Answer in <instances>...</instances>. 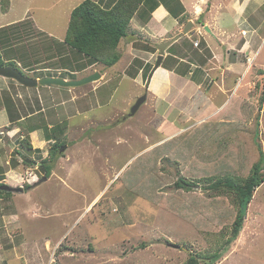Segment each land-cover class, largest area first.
<instances>
[{
  "label": "rangeland",
  "instance_id": "1",
  "mask_svg": "<svg viewBox=\"0 0 264 264\" xmlns=\"http://www.w3.org/2000/svg\"><path fill=\"white\" fill-rule=\"evenodd\" d=\"M83 1L11 0L10 10L4 14L0 0V26L12 23L13 29V25H20L15 31L19 36L10 38L11 46L23 43L29 51L39 47L40 56L34 60L46 61L32 67L34 70L25 69V73L33 75L37 68L64 62L65 53L54 48L70 47L65 37L71 12ZM108 1L102 0V3ZM110 1V5L115 2ZM212 3L215 7L208 14ZM195 5H198L196 10L202 9L201 17L209 15L210 19L215 18L217 25L220 23L223 29L233 33L224 40H210L209 43L205 37L208 39L210 33L202 27L203 34L185 38V43L187 47L203 49L207 43V47L211 44V47L220 48L223 56L217 52L219 56L212 59L208 52L213 63L210 64L215 67L211 76L214 75L221 85L230 79L237 83V92L227 101L231 108L228 111H232L231 115L228 112L231 122L227 124L239 121L238 130L250 123L241 118V113L255 115L260 110L256 140L264 149V102L261 103L264 95V0H196L194 8ZM22 20L25 24L17 22ZM180 20L185 22L187 18L182 16ZM197 21L205 22L204 18ZM132 29L131 25L130 35L133 32L139 35L138 29ZM156 39H160L159 36L152 37L153 42L159 41ZM123 40L125 44L119 47L122 57L115 65L108 67L97 63L100 68L96 69L105 72L97 81L78 87L54 86L51 90L40 85L41 100L46 108L44 131L47 137L58 136L63 141L60 148L63 150L55 163L44 164L51 166L49 176L40 164L46 159L44 152L50 149L46 143L40 144L43 155L22 147L23 155L16 149L8 157L11 163L0 166L2 183L24 187L23 192H12L9 197L0 199V258L12 259L8 264H182L190 255L188 247L196 252L209 251L213 240L222 237L220 233L229 234V212L234 205L231 197L208 191L203 185L188 191L177 188L175 183L181 176L199 180L220 175L218 170L227 169L228 160L222 157L210 166L204 161L210 156L198 158V153L201 150L208 153L215 148L230 152L225 146L227 140L232 139L225 137L228 132L219 133L216 129L219 122H212L203 128L196 124L186 136L166 141L164 138L173 126L165 121L167 117L151 113L150 102L130 116L132 106L145 94V89L141 81L129 79L127 75L129 71L133 74L140 71L148 61L155 68L158 56L138 53L147 59L136 58L135 49L127 44L133 42L134 48L146 44ZM245 42H248L245 52L224 49L242 47ZM0 46L1 49L9 48ZM229 51V55L225 53ZM201 54L197 52L193 56ZM66 75L71 74H60ZM104 81L106 83L102 84ZM10 87L11 91L17 89L15 84ZM19 92H26L29 100L38 97L35 88L29 91L19 87ZM38 122L41 118L31 120L32 125ZM175 126L180 127L179 124ZM28 135L22 129L14 137L13 145L18 147L19 139ZM30 139L35 144L38 141L35 135ZM9 170L12 175H5ZM203 179L199 181L203 183ZM36 182L40 185L26 188L27 184ZM249 208L251 215L249 213L245 222L246 227L223 254L224 257L228 255L219 260L220 264H264V183L257 188ZM255 214L258 219L252 221Z\"/></svg>",
  "mask_w": 264,
  "mask_h": 264
},
{
  "label": "crops",
  "instance_id": "2",
  "mask_svg": "<svg viewBox=\"0 0 264 264\" xmlns=\"http://www.w3.org/2000/svg\"><path fill=\"white\" fill-rule=\"evenodd\" d=\"M159 3L160 4L152 11L148 6L141 7L134 15L131 23L132 27L134 28L132 30L138 29V32H140L139 35L133 32V35H130L129 33L128 36L124 37L127 39V41L131 39L133 41H140L146 44H140V47L136 48L133 47V42L132 44H127L129 48L131 47L135 49L137 56L136 58L147 59L145 56H140V53H148L153 57L156 55L159 56L160 49L158 44L175 38L183 31L184 27L189 21H192L194 26L188 34H184L165 49L162 65L158 68H154L153 66L147 79L144 78L143 68L146 64H148L149 61L140 68V71H142L141 75L139 74L140 71L138 69L136 75L129 74L127 76L129 79L132 78L143 83V89H145V91L143 90V93H147V99L145 103L150 102L148 108L151 113L155 115H161L163 118L167 117L165 121L169 122V124L173 126V128L170 129L171 132L168 133V136L164 138L167 139L166 141L175 138L184 131L195 128L196 124L202 125L203 123L209 124L212 122H219V125L216 126V129H219V133L222 134L223 129H226L227 125H229L227 123L231 122V119L228 116V110L231 108L229 109V103L227 104V101L231 94L237 92L235 89L237 83H234V81L231 79L227 82L225 78V84L221 85L218 79L213 77L214 75L211 76V73L214 72L215 67H213V65L211 66L210 63H212V59L220 55L221 52H219V47H211V44H209L210 47H207L208 44L206 41V45H203V49H201V47H187L185 38L190 39L193 36L203 34L201 29L203 27L206 30L205 25H208L211 29V32L206 30L210 33L208 39L207 36L205 37L206 40L209 41L219 39L224 40L229 36V34L232 35L233 32L230 33L229 30L223 29L220 23L217 25V21L215 22L214 20L215 18L212 20L209 18V15H206L213 10L215 7L214 3L211 5L209 4L210 6L208 8V12L205 13L206 16L204 15L205 17H201L203 14L202 9L199 8V10H196L198 5H195V8L193 7L194 3H196V0H159ZM175 4H177L176 7H174ZM10 8L11 5L8 10H2L3 13H8ZM189 14H191L192 17H196H188ZM182 16H186L187 20L185 22H181L180 18ZM199 18H204L205 22H196V19ZM23 21V24H25V20L17 22ZM5 25L6 24L0 26V45H2V47H9L8 49H1L0 46V61H2L4 65L14 64L13 66H17L24 71L25 69L27 70V68L34 70L32 67L46 62L43 61V63H40L39 60H34V58L36 59L40 56L39 47H34L33 45L34 48L31 51L26 49L23 43L20 45L15 44L13 45L14 47H12V41H10V38L19 36L16 35L15 31L18 29V27H20V25H17L16 27L13 25V29L11 28L12 23H8V26ZM211 26L214 28H211ZM10 33H12V35ZM153 36H159L160 39H156L159 41L153 42ZM148 40H152L151 43L148 42ZM209 43H211V41ZM122 44H125L123 39L121 40L119 47H121ZM247 44L248 42H245L242 47H224V49L229 48L230 51L234 49L238 53H242L245 52L244 50H246V48H248L245 47ZM147 45H149L150 48H147ZM151 47H154L155 49H152ZM57 48L59 53H65V60L64 62L62 61L63 63L57 64L56 62H53L52 64H49L43 68L35 69L36 71L33 75H29L27 73L26 75L41 78L44 76H60L61 73L63 74L69 72L71 75L60 77L65 79H78L81 78V76L84 77L95 72L98 70L96 69L97 67L100 68L99 64H91L88 57L79 54L72 47H56L54 49ZM187 48L190 50L188 51ZM204 50H207L205 51L206 54L204 53ZM251 50L254 52V47H251ZM196 51L199 53L202 52L200 57L193 56L197 53ZM230 51L225 53L229 55ZM208 52L212 56V59L211 56L208 55ZM62 55L60 56L61 60L63 59ZM223 55L224 54H222V56ZM137 62L141 61L137 60ZM240 69L241 67L238 68V72ZM46 71L49 72V74H46ZM53 71H57V73H53ZM98 72L101 74V77L105 75V72L100 70H98ZM211 79L213 80L210 82ZM13 81V79L0 76V130L2 131V133H0V166L11 163V161L8 160V157L16 149L20 151L22 150V148H20L21 145L19 142L22 138L18 141V147L15 146V144L13 145L14 137L19 132L21 133L22 129H25L30 134V138L34 135L37 136V143H32L33 150L37 148L40 149V153L42 155L43 147L40 144L46 143L51 146V143L55 142V138L48 140L47 134L44 131L46 120L44 113H46V108L45 104H43L41 100V87H24L20 83H14ZM239 81L240 80H238V82ZM105 83L106 81H104L102 84ZM207 83L209 84L207 85ZM13 84H15L17 88L15 91L10 90V86L13 88ZM54 86L58 88L62 87L58 85H48L44 88H49V90H51V88ZM107 86L108 84L105 86L106 90L109 89ZM19 87L28 89L29 91L35 88L38 92V97H35L33 100H29L26 92H19ZM97 87L100 86L97 85ZM149 99L150 101H148ZM143 104L141 106H143ZM92 111L93 110L90 108L89 112ZM231 114L232 111L229 112V115ZM36 117L41 118V122L32 125L31 120ZM42 117H44V120H42ZM180 117L182 118L180 119ZM175 124H179L180 127L175 126ZM49 127L52 128L53 125H49ZM153 129L155 131L157 130L154 127ZM47 156L48 151L47 153L44 152V157L46 158ZM30 159L31 158H28L27 161H30ZM5 162L6 164H4ZM7 173L8 175H12V171L10 170L4 174L6 175ZM255 193L253 197L255 196ZM249 213L251 215L250 208L248 209L246 221H248ZM256 219H258L257 214H255L254 218L251 217L252 221ZM246 223L244 228L246 227ZM239 238L240 235L238 239ZM227 255L228 254H226L225 257L223 256L221 259H225ZM5 258L6 256L4 258H0V264H8L13 262L12 259L6 260ZM220 263L221 262L218 261L216 264Z\"/></svg>",
  "mask_w": 264,
  "mask_h": 264
},
{
  "label": "trees",
  "instance_id": "3",
  "mask_svg": "<svg viewBox=\"0 0 264 264\" xmlns=\"http://www.w3.org/2000/svg\"><path fill=\"white\" fill-rule=\"evenodd\" d=\"M105 3L103 4L102 0L101 2L99 0H84L76 6L71 12L65 42L79 54L88 57L91 64L103 63L111 67L121 58L119 44L124 37L128 36L134 15L143 6H148L152 11L160 3L159 0H115L113 5H110L111 1L109 0L106 5ZM10 4L11 0H1L4 11L8 10ZM147 46V48H150L149 45ZM152 49L155 48L152 47ZM0 63L4 65L2 61ZM151 70L152 66L150 64L144 66L143 75L145 79L148 78ZM129 72L133 74L131 71ZM263 102L264 95L261 97V103ZM241 114V118L244 121L245 119L247 121L250 120L249 125L241 126V128L236 130V125L239 124V121H237L227 125L226 129H223V132H228L225 133V137L232 139V141L227 140L228 143L225 146L230 152L215 148V150L208 151V153H205V150H201L198 153V158L210 156L207 158V161L204 159L210 166L220 161L222 157H225L229 163L227 169L218 170V173H216L220 175L199 179L205 180L203 183L196 179L193 180L188 176L179 177L175 183L177 188L188 191H191L196 186L203 185L204 189L208 191L217 193L220 196L231 197L234 204L232 211L229 212V216L231 217L228 222L231 224L229 234L226 236L224 235L225 232L220 233L222 237L217 241L213 240L214 245H212L214 249L210 247L209 251L207 249L203 252H196L188 247L190 255L182 264H216L223 257V254L230 249L231 244L238 239L245 226L253 195L257 187L264 183V150L262 145L256 140L260 126V110L255 115L249 114L246 111ZM204 126L205 124L203 123L199 128H203ZM232 129L233 131H231ZM188 131H184L178 136H186ZM47 138L48 140L55 138V142L51 143L49 149V157L44 159L42 163V167L46 169V175L49 176L51 166L48 164L45 167L44 164L46 162L55 163L60 158L62 155L60 148L63 141L55 134ZM19 142L21 148L23 147L30 151L33 149L29 135ZM218 144L220 145V143ZM34 150L40 152L38 148ZM16 152L23 155V152L20 150ZM25 158L27 159V157ZM24 162L26 161L24 160ZM4 184V182L0 181V199L9 197L12 194L10 191L1 189V186ZM31 186V184H27L26 188H31ZM211 234L215 235V231H212Z\"/></svg>",
  "mask_w": 264,
  "mask_h": 264
},
{
  "label": "water",
  "instance_id": "4",
  "mask_svg": "<svg viewBox=\"0 0 264 264\" xmlns=\"http://www.w3.org/2000/svg\"><path fill=\"white\" fill-rule=\"evenodd\" d=\"M193 26H194L193 22L189 21L188 24L184 27L183 31L180 34H178L174 39H171L169 41H166L158 45L160 49V55L158 56L157 64L155 68H158L161 65L163 58H164L165 49L169 45H171L174 41L182 37L184 34H188ZM205 28L207 31L211 32V29L208 25H205ZM0 76L16 80L21 85L26 86V87H31V88L38 87L40 85L41 86L58 85L62 87H78V86L85 85L87 83H91L93 81H97L98 79L101 78V74L98 71H95L89 75H86L78 79H65L60 76H44L41 78H37V77L26 75L21 69H19L16 66L2 65L1 63H0ZM146 99H147V93L140 96L137 99V101L134 103V105L132 106L129 115L130 116L135 115L140 109L141 105L145 103ZM45 179L46 178L44 177V180ZM39 184L40 182H36L32 186L35 187V186H38ZM1 189L10 191V192H23L24 191L23 186L17 187V186H12L10 184H4L3 186H1ZM173 246L177 248L180 247V245H176V244H174Z\"/></svg>",
  "mask_w": 264,
  "mask_h": 264
},
{
  "label": "flooded vegetation",
  "instance_id": "5",
  "mask_svg": "<svg viewBox=\"0 0 264 264\" xmlns=\"http://www.w3.org/2000/svg\"><path fill=\"white\" fill-rule=\"evenodd\" d=\"M172 39H174V38H172ZM170 40H171V39H170ZM160 44H161V43H160ZM158 45H159V44H158ZM158 47H159V46H158ZM94 64H97V63H94ZM2 77H3V76H2ZM50 147H51V146H50ZM48 157H49V150H48V156H47L46 158H48ZM32 162L35 163L36 161H33V160H32ZM40 164H42V163H40Z\"/></svg>",
  "mask_w": 264,
  "mask_h": 264
},
{
  "label": "clouds",
  "instance_id": "6",
  "mask_svg": "<svg viewBox=\"0 0 264 264\" xmlns=\"http://www.w3.org/2000/svg\"><path fill=\"white\" fill-rule=\"evenodd\" d=\"M25 73V72H24ZM26 74V73H25ZM63 150V149H62ZM61 149H60V151H62ZM5 184H8V183H5ZM19 187H21V186H19Z\"/></svg>",
  "mask_w": 264,
  "mask_h": 264
},
{
  "label": "built area",
  "instance_id": "7",
  "mask_svg": "<svg viewBox=\"0 0 264 264\" xmlns=\"http://www.w3.org/2000/svg\"><path fill=\"white\" fill-rule=\"evenodd\" d=\"M195 43H196V45H197V44H198V41H196Z\"/></svg>",
  "mask_w": 264,
  "mask_h": 264
}]
</instances>
